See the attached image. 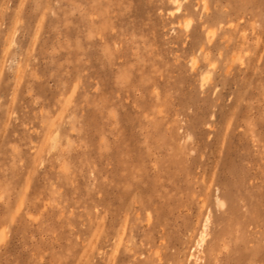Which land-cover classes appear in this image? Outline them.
Instances as JSON below:
<instances>
[{
    "label": "rangeland",
    "instance_id": "rangeland-1",
    "mask_svg": "<svg viewBox=\"0 0 264 264\" xmlns=\"http://www.w3.org/2000/svg\"><path fill=\"white\" fill-rule=\"evenodd\" d=\"M0 264H264V0H0Z\"/></svg>",
    "mask_w": 264,
    "mask_h": 264
},
{
    "label": "bare ground",
    "instance_id": "bare-ground-1",
    "mask_svg": "<svg viewBox=\"0 0 264 264\" xmlns=\"http://www.w3.org/2000/svg\"><path fill=\"white\" fill-rule=\"evenodd\" d=\"M176 12H179V9H176ZM206 234H207V220L205 219L198 242H197V247L201 246V243L204 241Z\"/></svg>",
    "mask_w": 264,
    "mask_h": 264
}]
</instances>
